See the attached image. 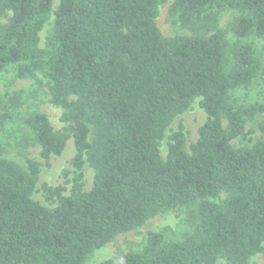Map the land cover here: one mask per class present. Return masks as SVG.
<instances>
[{"label":"trees","instance_id":"obj_1","mask_svg":"<svg viewBox=\"0 0 264 264\" xmlns=\"http://www.w3.org/2000/svg\"><path fill=\"white\" fill-rule=\"evenodd\" d=\"M53 1L0 0V17L10 13L0 23V72L48 78L67 126L54 130L41 112L23 122L45 160L71 136L76 175L67 195L62 184H43L56 202L48 208L31 197L38 164L0 156V264H83L118 234L186 205L197 206L198 221L182 240L149 231L140 251L100 264H248L264 243V137L251 146L230 141L264 113V100L234 105L229 93L261 69L242 39L264 41V0H173L169 14L205 32L174 36L154 20L166 0H59L52 10ZM225 10L236 12L231 42L217 27ZM195 98L206 114L196 140L186 148L179 125L163 158L160 140ZM84 162L93 170L88 190Z\"/></svg>","mask_w":264,"mask_h":264},{"label":"rangeland","instance_id":"obj_2","mask_svg":"<svg viewBox=\"0 0 264 264\" xmlns=\"http://www.w3.org/2000/svg\"><path fill=\"white\" fill-rule=\"evenodd\" d=\"M173 0H166L158 5L155 23L164 36L205 34L201 29L191 26H182L177 17L169 14V6ZM59 0H54L52 10L56 8ZM7 15H10L8 13ZM7 15L0 17V23H4ZM236 16L232 10L222 11L218 18L217 27L222 29L228 42L234 41L230 23ZM53 29V14H49L46 23L40 31L39 46L43 47L46 37ZM249 42L262 66L252 83L246 87H240L229 93V102L234 105H248L256 101L264 100V41L255 35L243 38ZM49 80L40 73L32 77L18 78L12 67L0 72V156L10 158L21 165H25L28 159L34 160L39 167L38 178L32 199L43 206L52 208L56 205L54 199H48L42 190L43 184L55 187L59 184L65 186L64 194L69 193L71 180L76 175L73 165L75 147L72 137L66 140L62 152L51 155L47 160L39 155V146L34 141L29 128L23 119L30 113L41 112L47 116L54 130L64 129L67 124L60 120L61 108L50 101ZM199 98H195L189 107L177 115L165 131L159 142L160 155L164 158L167 151L168 135L172 130L182 126L185 136V147L197 138L198 127L205 121L206 114L198 105ZM6 116L2 118V116ZM223 125L226 124L222 118ZM264 137V113H259L248 119L244 124L243 134L230 142L235 147L251 146L258 138ZM93 170L86 162L82 167V190L91 187ZM224 195L221 194V198ZM218 200V199H216ZM198 221L196 205L179 206L157 213L147 219L140 227L118 234L102 247L93 250L83 264H100L113 256H119L126 252L140 251L146 242L149 231H157L162 234L163 242L182 240L188 235ZM215 264H225L218 259ZM248 264H264L263 250L249 260Z\"/></svg>","mask_w":264,"mask_h":264}]
</instances>
